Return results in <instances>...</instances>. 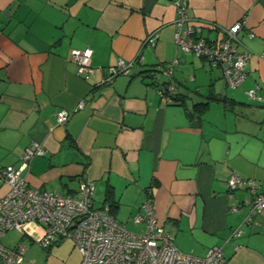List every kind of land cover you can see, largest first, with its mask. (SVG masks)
Wrapping results in <instances>:
<instances>
[{
  "label": "crops",
  "instance_id": "0c3cea01",
  "mask_svg": "<svg viewBox=\"0 0 264 264\" xmlns=\"http://www.w3.org/2000/svg\"><path fill=\"white\" fill-rule=\"evenodd\" d=\"M186 11L209 39L245 19L239 35L251 56L239 86H227L220 66L178 49L172 0H0V162L17 165L37 141L46 154L22 170L29 185L74 194L89 178L94 200L125 224L149 193L181 250L203 256L220 244L225 264H264V209L246 221L248 189L227 184L235 173L264 191V0H188ZM151 32L155 42L144 43ZM85 46L93 49L87 77L70 57ZM138 56L127 74L99 84L107 66ZM174 57L177 93L165 104L156 90L165 76L149 71ZM255 87L260 99L247 94ZM80 100L56 124V111ZM204 101L205 109L194 107ZM8 188L0 182V196ZM25 239L40 236L24 231L12 245Z\"/></svg>",
  "mask_w": 264,
  "mask_h": 264
},
{
  "label": "built area",
  "instance_id": "2783aa9c",
  "mask_svg": "<svg viewBox=\"0 0 264 264\" xmlns=\"http://www.w3.org/2000/svg\"><path fill=\"white\" fill-rule=\"evenodd\" d=\"M177 17L174 20V41L180 51L194 52L204 57L211 65L222 69L228 87L235 88L245 79L246 65L251 51L243 46L240 32L245 27V19L240 18L230 26H221V35L209 39L200 34V27L189 20L186 8L188 0H172ZM248 36L252 30L246 29ZM157 33L151 32L144 43L153 44ZM93 49L90 46L75 48L71 59L76 63V73L87 77L91 70ZM264 55V54H262ZM139 61V56L132 60L120 58L115 64L107 66L106 74L99 84L112 81L118 74H127ZM179 57H174L168 64H159L149 71L154 80L159 73L165 80L157 83V93L165 104L173 103L177 93L176 83L172 79L174 66ZM257 88H250L247 94L252 99H260ZM83 106L80 100L73 109L61 108L56 111V124L63 125L71 114ZM46 150L37 141L30 142L20 154L17 165L0 162V182L9 186L0 196V264H25L27 246L17 242L12 247L2 244L1 238L8 230L23 233V224L34 220L43 226V235L36 242L48 247L51 242L74 239L81 253L80 264H225L226 258L220 244L211 245L203 256L183 251L173 241V234L159 221L152 196L148 193L141 201L132 217L140 230L128 229L125 223L117 220L107 203H97L93 198L94 183L89 178H81L74 194H64L57 190H43L29 185L22 175V170L34 155H45ZM231 189L245 186L249 191V209L245 216L250 221L254 214L264 209V191H258V183L250 177L231 174L227 179ZM233 207V210H238ZM240 228L233 230L239 234Z\"/></svg>",
  "mask_w": 264,
  "mask_h": 264
},
{
  "label": "rangeland",
  "instance_id": "374dc122",
  "mask_svg": "<svg viewBox=\"0 0 264 264\" xmlns=\"http://www.w3.org/2000/svg\"><path fill=\"white\" fill-rule=\"evenodd\" d=\"M204 99L201 96H193L194 101ZM132 224L135 225L133 222ZM132 224L130 222L126 223L127 228L131 230H138L140 228L138 225H135L137 227H133ZM23 230L30 236H40L41 238V235H43V226L34 220L24 222ZM19 237V231L10 229L2 236L1 242L10 247ZM24 241L28 247L25 254L26 260L32 258L36 264H80L81 262V253L72 238L55 240L48 247H42L38 243H30L28 239Z\"/></svg>",
  "mask_w": 264,
  "mask_h": 264
},
{
  "label": "trees",
  "instance_id": "16d2710c",
  "mask_svg": "<svg viewBox=\"0 0 264 264\" xmlns=\"http://www.w3.org/2000/svg\"><path fill=\"white\" fill-rule=\"evenodd\" d=\"M150 71H151V69H150ZM175 98H176V96H175ZM207 104H208L207 101L196 102V103H194V107L201 111V110H203V109H205L207 107Z\"/></svg>",
  "mask_w": 264,
  "mask_h": 264
}]
</instances>
